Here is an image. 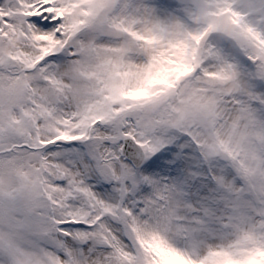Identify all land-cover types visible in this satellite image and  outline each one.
I'll list each match as a JSON object with an SVG mask.
<instances>
[{
	"label": "rangeland",
	"instance_id": "1",
	"mask_svg": "<svg viewBox=\"0 0 264 264\" xmlns=\"http://www.w3.org/2000/svg\"><path fill=\"white\" fill-rule=\"evenodd\" d=\"M30 1L0 0V264H264V0Z\"/></svg>",
	"mask_w": 264,
	"mask_h": 264
},
{
	"label": "bare ground",
	"instance_id": "2",
	"mask_svg": "<svg viewBox=\"0 0 264 264\" xmlns=\"http://www.w3.org/2000/svg\"><path fill=\"white\" fill-rule=\"evenodd\" d=\"M45 4H46V0H32V1H30L29 3H28V5L30 6V13H28L27 15H25V16H28L29 17V19L30 18H35V19H38V18H40V22H42V23H46V22H48V17L49 16H47L46 17V15H50V14H52L53 13V11L51 10V8H48V9H46L45 8ZM34 16V17H33ZM28 17H27V19H28ZM28 19V20H29ZM59 20V18H56V19H53V21H51V22H57ZM0 23H1V20H0ZM28 23H26V25H25V27L28 29ZM58 27V26H57ZM63 27H58V29H57V31L56 30H54V28H48V29H41V28H39L38 30V32L39 33H41L43 36H45L44 37V41L45 42H47V39H49V38H52V37H55L56 36V34H59V32L61 31V29H62ZM30 29V28H29ZM77 34V32H74V34H72L71 36L69 35V37H72V38H74L75 37V35ZM85 35V34H84ZM45 44V43H44ZM54 44H56V39H55V41H54ZM47 47V46H46ZM45 47V48H46ZM45 48H43V49H45ZM155 188L154 187H152V189L151 190H154ZM153 193H156L155 191L153 192ZM101 194V193H100ZM100 194H98V195H100ZM102 196H103V194H102ZM112 197H113V195H112ZM177 199H178V196H177ZM144 200V199H143ZM146 201L144 200V203H145ZM162 215V214H161ZM160 217H162V216H160ZM154 225L156 226V223H154ZM158 226V225H157ZM152 233H153V236H156L157 237V230L155 229V227H153V231H152Z\"/></svg>",
	"mask_w": 264,
	"mask_h": 264
},
{
	"label": "water",
	"instance_id": "3",
	"mask_svg": "<svg viewBox=\"0 0 264 264\" xmlns=\"http://www.w3.org/2000/svg\"><path fill=\"white\" fill-rule=\"evenodd\" d=\"M127 145V143H126ZM125 145V146H126ZM125 152H127V148H125ZM128 156L129 158H131L135 164L139 163L138 158L141 157L142 158V152L140 150V148L138 146H136L135 144H133L131 141H128Z\"/></svg>",
	"mask_w": 264,
	"mask_h": 264
}]
</instances>
